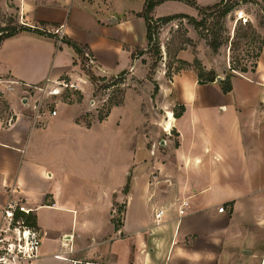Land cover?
<instances>
[{"label": "crops", "instance_id": "1", "mask_svg": "<svg viewBox=\"0 0 264 264\" xmlns=\"http://www.w3.org/2000/svg\"><path fill=\"white\" fill-rule=\"evenodd\" d=\"M195 1L206 6L220 0ZM144 2L0 0V9L12 5L21 24L58 29L59 38L85 47L96 73L104 76L138 67L132 51L146 43L145 20L137 15ZM175 2L190 11L164 10ZM177 13L193 15L194 8L165 0L152 16ZM262 29L254 70L230 74L229 91L214 81L201 88L196 76L174 80L184 111L172 114L171 127L163 130L173 129L176 142L161 140L164 152L151 150L149 165L145 146L140 141L135 146L133 136L123 132L124 143L113 153L119 164L107 170L88 165L85 172L78 169L83 135L95 127L75 121L79 110L60 106L54 115L45 112L42 126H36L15 105L19 98L28 104L21 94L28 86L64 77L84 83L81 56L73 43L33 31L4 39L0 76L12 80L13 89L5 95L12 120L0 119V208L8 197L25 198L34 207V224L45 232L38 257L25 264H264ZM119 108L103 123L113 119L114 137L122 139L115 126ZM66 145L73 149L68 158L62 154ZM183 200L188 207L179 215Z\"/></svg>", "mask_w": 264, "mask_h": 264}, {"label": "rangeland", "instance_id": "2", "mask_svg": "<svg viewBox=\"0 0 264 264\" xmlns=\"http://www.w3.org/2000/svg\"><path fill=\"white\" fill-rule=\"evenodd\" d=\"M233 1L236 8L223 17H219L217 12L199 13L192 6L193 15L177 13L185 16H177L165 23H153L157 29L151 42L146 41L143 46H137L132 51L133 58L138 61L135 71L124 70L113 75L100 76L90 62L91 56L84 55L78 58V73L84 79V83L79 81L78 83L68 77L59 80L77 83V89L63 87L61 83H57L58 80L35 84L24 88L21 93L23 97L29 99L28 104L19 98L15 99V105L23 108V114L30 117L34 115L33 105L39 100H42L43 107L40 112L43 114L60 106L79 110L75 121L87 128L91 125L95 127L91 134L83 135L81 150L83 160L78 168L81 171H87L88 165L95 167L98 165L101 170H107L109 167L113 168L116 163L119 164L120 156L115 159L113 153H117L118 143H124L123 132H126L125 135L133 136L135 146L139 141L145 146L147 154L144 162L149 165L151 150L155 153L164 152L161 140L165 141L169 138L171 145L176 142L177 134L173 129L168 132L163 130V125L164 129L168 130L165 125L167 121L163 124L166 110H170L173 115L174 112L180 111V97L174 80L184 74L191 78L196 76V84L205 88L209 83L207 79L212 73L215 78L219 76L221 80L227 74L239 72L243 66L250 69L253 65L254 56L263 38L261 33L264 27V0ZM236 9H242L250 18L248 24L243 25L235 20L234 10ZM164 10L188 12L190 8L187 9L175 2ZM10 18L13 19L11 23ZM8 24H21L12 5L6 11L0 9V28ZM43 27L46 28V26ZM215 35L219 45L214 50L210 43ZM181 60L188 63L183 64ZM198 64L204 70L201 83L197 80ZM87 73H92L94 79ZM155 86L158 88L157 91H154ZM38 87H42V90ZM10 92L12 90L0 87L1 118L11 114L5 97ZM115 101L121 102L119 105L110 107V103ZM114 106H121L115 112V126L121 132L122 139L114 137L113 119L103 123ZM106 113H108L107 116H105ZM42 124L41 119L36 126H42ZM134 145L132 141L131 149ZM129 146L128 144L127 147ZM76 149L79 154V147ZM72 151V147L68 145L62 148V154L66 158ZM127 156V154L122 156L121 161L126 163ZM92 158L96 160L93 162Z\"/></svg>", "mask_w": 264, "mask_h": 264}, {"label": "built area", "instance_id": "3", "mask_svg": "<svg viewBox=\"0 0 264 264\" xmlns=\"http://www.w3.org/2000/svg\"><path fill=\"white\" fill-rule=\"evenodd\" d=\"M235 20L241 23L250 21V18L243 12L242 9L234 10ZM58 29L55 30V33ZM60 37H62L60 35ZM84 55L88 56L87 52ZM91 62V59H90ZM63 87H73L77 89V83L57 81ZM0 87L5 89H13V81L0 76ZM42 90V87H38ZM43 107L42 100H39L33 105L34 115L33 122H40L43 113L40 109ZM55 109L50 111L54 115ZM1 119V117H0ZM11 116L7 117L6 123H10ZM188 207V201L183 200L178 210L179 215H183ZM224 207L221 205L217 208L218 212H222ZM34 207L30 206L27 200L23 197L12 198L8 197L6 202L0 208V264H25L39 255L41 241L45 232L30 220L33 215ZM163 211L158 209L155 211V218L161 219Z\"/></svg>", "mask_w": 264, "mask_h": 264}, {"label": "trees", "instance_id": "4", "mask_svg": "<svg viewBox=\"0 0 264 264\" xmlns=\"http://www.w3.org/2000/svg\"><path fill=\"white\" fill-rule=\"evenodd\" d=\"M163 1L165 0H145L144 2V7H143V10L139 13H137L138 16H141L144 18L145 20V24H146V41L148 43L151 42L152 40V37L153 35L156 33V29L157 27L153 24V23H165V22H168L170 20H172L173 18L177 17V16H185L184 14H172V15H167V16H162V17H157V18H154L152 16V11H153V8L162 3ZM179 1H183L191 6H194L198 11L199 13H206V12H209V13H215L217 12L219 17H223L225 16L228 12H230L232 9H235L236 5H234V1L233 0H220L219 2H216L214 4H211V5H206V6H200L196 3L195 0H179ZM249 1H252V0H249ZM263 17H264V14H263ZM13 21V19L10 18V23ZM239 22V21H238ZM250 21L246 22V23H242L243 25H246L248 24ZM240 23V22H239ZM200 24H202L200 22ZM22 30H28V31H33V32H36L38 34H41V35H45V36H48V37H51V38H56L58 39V35H56V33H53V32H48V31H45V30H41V29H38V28H32L30 26H26V25H23V24H8L6 26H3V28H0V44L2 43V41L14 34H16L17 32L19 31H22ZM60 41L62 42H70L69 40L66 39V37H60L59 38ZM262 42H263V38H261V42H260V46L258 48V51L256 52L255 54V61L253 63V65L251 66V68H247L245 66H243L242 68L239 69V72H247V71H253L254 70V67L256 65V58L258 57L259 55V52L261 50V46H262ZM70 43H73V42H70ZM74 46V48L76 49V51L78 52V54L83 57L84 56V53H85V47L83 46H79V45H76V44H72ZM210 45L212 46V48L215 50L217 49L218 45H219V42L217 41V35H215L213 37V40L211 41ZM133 57V55H132ZM197 62V60H194ZM181 62L183 64H187L188 62H185L183 60H181ZM204 73V70L203 68L198 64V71H197V80L199 83H201V77ZM210 73V71L208 72V74ZM89 75L90 78L94 79V75L91 73H87ZM215 80V75L212 73L210 74L209 78L207 79L208 82H211V81H214ZM219 84L221 85V90L225 93L227 91H229L231 89V84H230V74H227L225 78L221 79L219 81ZM157 86H155V89L154 91H157ZM121 101H115V102H111L110 103V107L113 106V105H119ZM180 111L175 113L174 112V117H179L182 112L184 111V105L183 104H180ZM108 111H109V107H108ZM108 113L105 114V116H107ZM101 118V117H100ZM30 220L32 222H34V217H31Z\"/></svg>", "mask_w": 264, "mask_h": 264}, {"label": "bare ground", "instance_id": "5", "mask_svg": "<svg viewBox=\"0 0 264 264\" xmlns=\"http://www.w3.org/2000/svg\"><path fill=\"white\" fill-rule=\"evenodd\" d=\"M166 116L168 117V120L165 123V125L167 126L166 128L169 129L171 127V121L173 119V115L171 114V112H167Z\"/></svg>", "mask_w": 264, "mask_h": 264}, {"label": "water", "instance_id": "6", "mask_svg": "<svg viewBox=\"0 0 264 264\" xmlns=\"http://www.w3.org/2000/svg\"><path fill=\"white\" fill-rule=\"evenodd\" d=\"M215 81H216V82H219V81H220V77L217 76V77L215 78Z\"/></svg>", "mask_w": 264, "mask_h": 264}]
</instances>
